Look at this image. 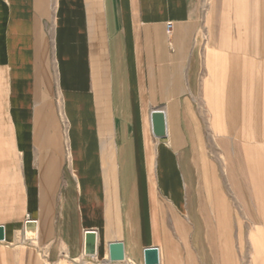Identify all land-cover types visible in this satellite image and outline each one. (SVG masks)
<instances>
[{"label": "crops", "instance_id": "0c3cea01", "mask_svg": "<svg viewBox=\"0 0 264 264\" xmlns=\"http://www.w3.org/2000/svg\"><path fill=\"white\" fill-rule=\"evenodd\" d=\"M0 225V264H264V0H0Z\"/></svg>", "mask_w": 264, "mask_h": 264}, {"label": "water", "instance_id": "95a60500", "mask_svg": "<svg viewBox=\"0 0 264 264\" xmlns=\"http://www.w3.org/2000/svg\"><path fill=\"white\" fill-rule=\"evenodd\" d=\"M152 132L157 138H165L166 121L164 112L154 109L151 112ZM36 222L28 220L25 223V238L32 240L35 238ZM4 240V227L0 225V241ZM84 254L86 256H94L96 254V231L86 230ZM124 259L123 244L119 241L108 244V261L118 262ZM158 249L156 247H148L144 250V264H158Z\"/></svg>", "mask_w": 264, "mask_h": 264}, {"label": "built area", "instance_id": "2783aa9c", "mask_svg": "<svg viewBox=\"0 0 264 264\" xmlns=\"http://www.w3.org/2000/svg\"><path fill=\"white\" fill-rule=\"evenodd\" d=\"M171 24H167V30L170 31Z\"/></svg>", "mask_w": 264, "mask_h": 264}]
</instances>
